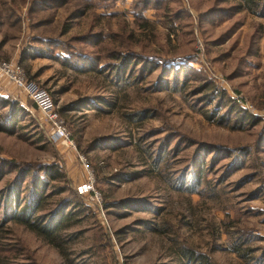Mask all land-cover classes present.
<instances>
[{
	"label": "rangeland",
	"instance_id": "obj_1",
	"mask_svg": "<svg viewBox=\"0 0 264 264\" xmlns=\"http://www.w3.org/2000/svg\"><path fill=\"white\" fill-rule=\"evenodd\" d=\"M237 4L0 0V64L68 136L0 78L17 110L0 131V264H264V17ZM129 51L147 60L119 71Z\"/></svg>",
	"mask_w": 264,
	"mask_h": 264
},
{
	"label": "trees",
	"instance_id": "obj_2",
	"mask_svg": "<svg viewBox=\"0 0 264 264\" xmlns=\"http://www.w3.org/2000/svg\"><path fill=\"white\" fill-rule=\"evenodd\" d=\"M104 1L108 2L109 0H104ZM145 1H150L151 2V0H145ZM235 1H238V4L236 5L238 11L239 10H247V11L253 13V14H257L258 13V15H260L261 17H264V0H220V3L221 4H225V3H229V2H235ZM256 33H254V34H256ZM255 43H256V40H255L254 37H252L251 46L254 47L255 46ZM126 56L127 57H131V59L127 63V57L126 58L123 57L124 60L122 59L121 62H120V64H119V66H118V70L119 71L120 70H123L125 68V65L126 66H131V63L134 60V56H137V55H135V54H133V52L129 51V52H127ZM120 57L121 56L119 55L118 56V59ZM137 57H139L138 59H140L139 60L140 62L137 61V64H138V62L143 64L147 60L145 58H141V56H137ZM139 65H141V64H139ZM161 67L163 68L162 64H161ZM179 68H182V67L180 66ZM176 69L177 68H174L173 66H171L169 68V71H170V73L171 72H173V73L175 72L176 73ZM165 71H166V68H165ZM176 85H177V83H176ZM206 87H207V85H204V84L203 85H199V86H196V90L200 91L199 93H202L204 90L207 89ZM174 89H177V87H175ZM212 91L213 92L211 94H209L210 96L211 95H215L214 97H216V98L217 97H219L220 99L221 98L222 99L224 98V92H222L220 90H217V89H212ZM210 96H208V95L203 96L204 97V100L210 101V99H211ZM0 102H1V104L2 103H7L6 104V107L7 106L10 107V110L7 113L8 115H7L6 121L3 122V120L0 117V119H1L0 120V131L9 132V131H11V129L8 128L7 125H10V124L14 125V124H16V111L17 110H15L13 108L14 107V104L13 103L11 104V103L5 102L3 100L0 101ZM228 110H229L230 113H235L236 115H238L239 116V121L240 120L245 121L247 119L249 121H251V122L254 121V117L249 116V115H246L243 110H241L240 108L238 109V107H236V106L230 105L228 107ZM222 120H223V117H220V120L219 121L223 124L224 122H222ZM234 125H235V127H238L237 126V123L234 124ZM41 191L42 190H41L40 187L36 191L37 192V195H39L38 197L40 199L43 198L42 195H41V193H40ZM25 210H26V208H25ZM65 215L63 214V212H62V214L59 212L58 214H56L54 216L55 218L52 219V223L55 224V226H54L55 228L54 229H56V231L58 229L57 227H59L58 225L64 222ZM13 218L16 219V220H18V221H20V222L22 221L23 223L27 224L31 229H33V231H36V232L40 233L41 235H43L44 238H47L50 241H56V237L57 236H56V234H54V232H56V231H53V229L52 230H47V229H45L46 226H42L39 223H38L39 224L38 225L36 222H27L28 220H27V217L26 216H20V215H18V216H14ZM235 251H238V250H235ZM61 255L64 256V254H62V252H61Z\"/></svg>",
	"mask_w": 264,
	"mask_h": 264
},
{
	"label": "built area",
	"instance_id": "obj_3",
	"mask_svg": "<svg viewBox=\"0 0 264 264\" xmlns=\"http://www.w3.org/2000/svg\"><path fill=\"white\" fill-rule=\"evenodd\" d=\"M6 77L9 81L13 82L16 86L24 89L26 94L30 99L36 104L40 112L43 113L45 118L49 121L52 126V136L53 140L65 139L68 140L67 133L62 126L59 118V111L57 107L53 104L48 94L32 83H26L19 68H14L6 64H0V78ZM239 101V100H237ZM247 108L249 106H246ZM86 191L89 193L92 190L90 185L84 186Z\"/></svg>",
	"mask_w": 264,
	"mask_h": 264
}]
</instances>
